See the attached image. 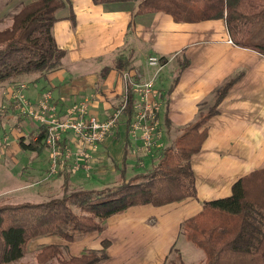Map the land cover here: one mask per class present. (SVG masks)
<instances>
[{"label": "crops", "instance_id": "1", "mask_svg": "<svg viewBox=\"0 0 264 264\" xmlns=\"http://www.w3.org/2000/svg\"><path fill=\"white\" fill-rule=\"evenodd\" d=\"M32 1L11 0V5L17 8ZM67 1L69 5L58 13L54 25L57 45L66 52L62 68L40 81L30 76L18 83L27 86L26 95L32 100L39 99L48 90L54 93L56 100L64 97L65 102L60 104L62 113L74 104L88 101L90 113L106 121L117 109L124 111L127 108L129 96L133 107L137 96L125 76L129 75V80L135 82L152 78L155 70L148 66V59L156 56L164 59L165 64L156 82L162 104L160 142H166L167 136L174 142L180 134L179 129L196 120L200 105L203 104L204 110L214 105L212 95L218 87L236 73H243V77L222 101L220 114L209 122L202 150L192 158L196 198L162 207H132L108 219L104 231L93 232L73 243L53 236L39 239L34 244L61 246L65 248V255L77 257L90 251L100 252L103 242H108V260L103 264H170L177 249L185 264H196L198 257L190 256L191 243L182 232L183 225L198 216L206 202L230 197L236 182L264 169V56L238 46L240 35L237 30L230 29L226 18L177 23L164 12L137 15V3L96 5L92 0ZM7 10L4 15L0 14V22H4V16L12 11ZM120 57L130 63L129 71L121 73L114 68ZM184 62H188V66L168 97L167 92ZM107 68L111 70L104 78ZM169 69L168 73L174 71L175 74L171 83L165 86L167 78L164 76ZM19 86H0V94H8L7 105H12L10 94ZM167 100L170 130L166 126ZM21 118H16L18 127L26 126ZM118 126L120 129L115 138L109 137L95 152L98 161L113 156L114 148L117 151L121 148L120 159L115 157L116 162H120L116 163L120 172L127 142L130 144L129 169L130 159L137 157L135 154H142L145 159L156 156V147L151 152L135 147H140L141 141H135L131 133L128 136L124 113ZM10 130L14 134L20 133L21 140L16 144L19 146L24 141L22 131ZM67 140L78 147L73 137L68 136ZM97 172L95 177L100 174ZM131 174L129 178L137 172ZM71 181L78 182L73 176Z\"/></svg>", "mask_w": 264, "mask_h": 264}, {"label": "trees", "instance_id": "2", "mask_svg": "<svg viewBox=\"0 0 264 264\" xmlns=\"http://www.w3.org/2000/svg\"><path fill=\"white\" fill-rule=\"evenodd\" d=\"M96 5L137 3V15L164 12L177 23H199L226 18L231 30L240 35L238 46L264 56V0H92ZM67 0H33L22 3L11 17V26L0 31V86L16 85L24 77L36 81L62 68L66 52L54 37L58 13ZM73 18V17H72ZM164 63V59H161ZM188 62L180 65L167 92L169 97ZM114 68L130 70L128 60L116 59ZM111 68L104 70L105 78ZM243 73H236L218 87L214 105L200 112L196 120L179 129V135L159 155L152 169L129 178L127 142L117 184L102 189H74L71 173L64 171L63 194L41 203L0 204V264L17 263L26 257L29 246L44 237L76 242L106 228V221L136 206L162 207L196 198V177L192 158L203 147L209 122L220 114V105ZM129 104L122 111L127 118L128 136L135 111ZM169 111L166 102V126ZM133 116V117H132ZM4 115L0 114V119ZM45 128L32 135L29 143L20 142L22 151H46ZM186 240L205 254L204 264H264V169L242 178L233 186L230 197L206 202L203 211L182 228ZM108 242L103 250L81 256L65 255V248L50 245L36 254L37 264H103L108 260ZM179 264H185L182 254ZM174 264V263H172Z\"/></svg>", "mask_w": 264, "mask_h": 264}, {"label": "rangeland", "instance_id": "3", "mask_svg": "<svg viewBox=\"0 0 264 264\" xmlns=\"http://www.w3.org/2000/svg\"><path fill=\"white\" fill-rule=\"evenodd\" d=\"M7 9H12V11L7 16H4V22H0V31L4 30L6 28V25L10 24L12 15L18 9L12 8L11 0H0V14L4 15V13L8 11ZM168 71H170V69L165 72L164 76L165 78H167V80L164 82L165 86L171 83L173 75L175 74L174 71H171V73H168ZM7 95L3 93L0 94V114L4 115V117L0 119V204H20L26 202L41 203L52 198L60 197L63 194V179L61 177L62 171L56 175L50 173V150L47 149L42 154H40V156H36V154L33 152L22 151L20 145V149L19 146H17V143H19V141L21 140L19 138L20 133L14 134L10 129L17 128V130H21V135L23 136L22 139L25 143H29V141L32 139V135L38 133V130H36L37 123L29 118H21L26 126H23L21 124V126L18 127L19 123L17 119L18 117H22L21 114L16 109H11L12 111L1 110L3 106L7 105ZM29 99L32 100L31 98ZM7 116H9L10 118L12 117V119H6ZM120 125L121 124H119V126ZM119 126H117L118 128L112 131V133L100 144V146L109 137L117 134V131L120 129ZM167 137L168 140H166V142H157L156 149H158V152L156 153L155 157L145 159L144 155L135 154L137 155V157L130 159V174L135 172L138 173L140 170L145 171L147 169H151L154 165H156L160 153L173 142V138L171 136ZM6 143H9V145L5 146ZM135 147L141 148L142 145H140V147ZM121 150L122 149L120 148V150L117 151L114 148L113 156L111 155L101 158L99 159V161L95 154V152H97L98 150L90 151V176L86 175V173L84 172L73 173L66 170L71 173V176H73L75 181H78L72 182V187L74 189H102L104 187H112L116 185L117 177L119 175V171L117 170L116 166H119L117 164H119L120 162H116L115 157L116 159H120ZM140 152L143 151L141 150ZM97 171H100V174L95 177V174H98ZM82 180L83 182L80 183V181ZM34 243L35 242H33L29 246L30 248L26 257L22 258L17 263L8 264H37L36 254L41 248H43V244H41L40 242L36 244ZM191 244L189 245V247L191 248L189 252L192 253L190 256L194 255L193 258H199L201 256V258H199V260L201 261H198L197 258L196 264H204L205 254L203 253V251ZM169 262L170 264H179L178 254L176 252L172 254V258L169 260ZM51 264L58 263L55 261Z\"/></svg>", "mask_w": 264, "mask_h": 264}, {"label": "built area", "instance_id": "4", "mask_svg": "<svg viewBox=\"0 0 264 264\" xmlns=\"http://www.w3.org/2000/svg\"><path fill=\"white\" fill-rule=\"evenodd\" d=\"M148 66L155 70L154 76L140 82L130 81L125 76L128 85L137 96L134 103L135 116L130 133L135 141L140 140V149L151 152L161 140L159 114L162 104L156 89V82L165 64L159 57L148 59ZM26 85H20L10 94L12 105L2 107V111L16 109L22 118H29L37 123L38 132L45 128V144L51 152L50 173L56 175L61 171L73 173L84 172L91 175L89 152L97 151L100 144L115 130L122 115V109L117 110L108 120L101 121L92 115L88 101L74 104L62 113L61 105L64 97L55 99L51 90L46 91L38 100L32 101L26 96ZM73 137L78 147L67 140ZM6 143L5 146H8Z\"/></svg>", "mask_w": 264, "mask_h": 264}]
</instances>
